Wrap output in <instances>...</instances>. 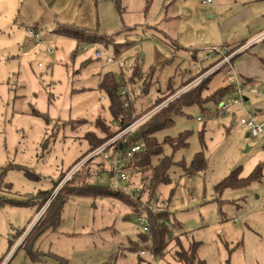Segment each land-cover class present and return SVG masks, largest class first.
I'll list each match as a JSON object with an SVG mask.
<instances>
[{
	"label": "rangeland",
	"instance_id": "374dc122",
	"mask_svg": "<svg viewBox=\"0 0 264 264\" xmlns=\"http://www.w3.org/2000/svg\"><path fill=\"white\" fill-rule=\"evenodd\" d=\"M202 1L0 0V202H7L0 206V259H7L6 264H112L108 258L114 251L120 252L117 264H138L141 260L129 250V242H135L140 234L146 240L138 244L137 251H148L145 263L186 264L176 253L183 248L190 254L193 247L194 264H264V135L247 137V129L239 124L244 113L264 121V98L256 96L247 97V101L244 98L242 105L224 114L213 103L206 108H186L184 115L174 117L172 127L155 135L162 142L189 132L185 148L173 153L164 145L161 157L172 156L173 162L189 164L195 153L203 151L207 165L189 177L181 167H172L168 173L171 183L160 186L150 202L144 191L142 207L167 209L170 215L169 222H164L168 231L162 255L150 253L151 239L142 232L137 214L119 200L106 198L94 201L72 196L63 206L57 227L42 233L35 229L25 243L68 181L66 175L89 154L85 132L98 138L114 132L113 126H109V133L95 129L93 120L98 115L109 119L106 101L100 99L102 91L97 87L99 75L114 72L119 66L118 62L106 65L104 60H95L94 52L115 46L106 48V41L76 42L48 29L68 26L108 36L106 40L112 37L125 72L136 66L144 80L152 74L148 95L137 98L133 105L131 123H143L159 111L155 109L160 104H152L166 93L169 78L177 86L201 65L213 61L205 57L212 46L222 49L223 44L237 43L264 26V0L246 4L213 0L212 5ZM227 20L234 26L224 28ZM30 30L40 33L39 41L29 35ZM84 47L86 52H82ZM229 51L224 48L225 55L232 58L238 53ZM227 67L212 74L207 73L209 67L196 79L213 78L209 87L219 86ZM135 84L142 87V82ZM224 88L232 90L227 85ZM259 105L261 113L257 112ZM77 119L87 122L80 125L74 121ZM71 125L75 130L69 129ZM110 138L112 135L104 142ZM45 139L49 142L43 146ZM238 168L241 180L257 168L259 175L217 192L215 187ZM62 173L65 177L55 187ZM104 179L102 175L99 181L106 183ZM44 191L51 193L37 212L39 194ZM170 223L177 225L173 228Z\"/></svg>",
	"mask_w": 264,
	"mask_h": 264
},
{
	"label": "trees",
	"instance_id": "16d2710c",
	"mask_svg": "<svg viewBox=\"0 0 264 264\" xmlns=\"http://www.w3.org/2000/svg\"><path fill=\"white\" fill-rule=\"evenodd\" d=\"M55 33L62 37H69L76 42H86L89 44H98L104 43L107 44L106 48L114 47L113 50V63L118 62V69L114 72H105L101 75L98 90L102 91V101H106V106L109 114V119H104L101 115H98L93 121L95 129L99 131L108 130L109 126L113 131L108 136L115 135L117 131L128 126L132 121V114L134 109V101L141 97L148 95L149 90L148 86L152 83V74L151 76L146 77L144 80L143 77H139L138 67L134 66L130 71H124L123 66L121 65V61L117 58V53H119L118 45L113 44L114 38L109 37L107 40L103 35H97L96 33H90L85 30H78L76 28L71 27H59L54 30ZM121 33V32H119ZM114 45V46H113ZM239 46L229 49L230 53L237 50ZM177 48V47H176ZM228 52V53H229ZM217 59L207 66L201 65V68L189 79L185 81H181L177 86H174L172 78H169L165 85L166 93H161L158 95L152 106H157L161 104L165 99L169 96L173 95L177 92V89L188 85L194 79L198 77L199 74L204 73L207 68L214 66L216 63L222 60L220 56H214ZM111 65V64H110ZM195 67V64H194ZM136 68V69H135ZM135 69V70H134ZM134 70V71H133ZM221 70V69H220ZM125 74V75H124ZM149 80V84L146 83V80ZM212 78H207L206 80H202L199 84L195 85L190 92L183 93L176 100L170 102L166 106H163L153 117L148 118L147 121L140 124L131 134L127 135L125 138V142L117 143V146L122 150H126L132 145H140L141 148L138 152L133 153L131 158L127 163V183L129 187L138 186L140 189L137 196L134 198L128 196L124 190H115L110 185V180L112 178V173L107 168L106 162L101 159H91L84 166H82L78 171H76L67 182L60 187L56 196L51 200V203L46 208L45 212L41 215V218L37 221V223L33 226L32 230L29 232L28 236L25 239V243L27 239L31 235L35 229H39L42 233L47 229H55L57 225L60 223L62 218L61 213L63 206L67 202L69 198L72 196L82 197V198H90L94 201L106 199H114L119 200L120 202L130 207L131 211L137 216L143 215L149 223L150 229V253L153 255H162L166 250V235H167V226L164 225V222H169L170 215L167 212V209H163V211H153L148 207H142V195L144 191H147L148 201L153 199L156 196V192L160 186H164L170 184L169 178V170L172 167H181L185 175L187 177L195 175L197 172L203 171L206 169L207 165L204 158V152L200 151L194 154L193 159L189 164H185L184 161L173 162L172 156H163V146L168 145L173 153L177 152L179 149H183L188 145V140L190 138L189 132H180L178 136L175 138L166 137L162 142H159L157 137L155 136L157 133L162 132L165 129H168L174 124V117H178L179 115H184V110L186 108L193 107L194 105L199 106L200 108H206L205 106L208 103H213L218 110V105L221 101L224 100L225 94L229 91V88H219L214 92L208 91V83ZM136 82H142V87H140V91L135 99H129L128 95H122L119 89L123 86L124 83L128 85V87H133ZM158 91H162V89H158ZM39 115V114H38ZM44 121L48 123L47 118H44ZM72 121V120H70ZM83 125L87 122V120L77 119L74 120ZM104 121V122H103ZM108 122V124H105ZM66 123V122H65ZM68 124V123H67ZM108 125V126H107ZM71 130H75L73 125L69 127ZM203 131L201 132V134ZM98 138L92 132H85L84 139H86L88 143V153L99 147L102 142H104L107 138ZM48 139L43 141V146L48 144ZM201 143L204 148L203 137L201 135ZM156 158L157 162L153 164L152 159ZM96 161H98L96 163ZM240 168L235 169L226 178L223 179L221 183H219L215 190L219 193L226 190V188H235L243 184L244 181L255 180L259 175V168L253 171L247 179H239ZM104 175L107 182H100V177ZM65 177V173H62L56 183L55 187L59 186V182ZM99 178V179H98ZM51 192L44 191L39 194H42L41 203L37 208V212L41 209V207L46 204L47 198ZM148 202V203H149ZM7 204V202H0V206ZM157 209V208H155ZM173 228L176 227V223H170ZM18 233V232H17ZM20 233V232H19ZM152 237V238H151ZM146 238L144 235L140 234L139 238L135 242L130 241L129 245L131 246L129 250L134 253L137 252L138 244L145 242ZM13 244V240H11ZM10 244V250L11 246ZM23 244L22 246H24ZM20 246V247H22ZM196 247V246H195ZM18 249V248H17ZM181 249V247H180ZM183 249V248H182ZM176 253V258L180 259V261L185 262L186 264H194L195 261V251L192 247L190 250V254L187 251L182 250ZM120 253L118 251H114L110 254L109 260L112 261V264L116 263V254ZM139 258V257H138ZM4 258L0 259V264L2 263ZM141 260L140 264H150L145 263L144 258H139ZM198 264H203L202 261H198Z\"/></svg>",
	"mask_w": 264,
	"mask_h": 264
},
{
	"label": "built area",
	"instance_id": "2783aa9c",
	"mask_svg": "<svg viewBox=\"0 0 264 264\" xmlns=\"http://www.w3.org/2000/svg\"><path fill=\"white\" fill-rule=\"evenodd\" d=\"M203 4H211L212 0H204L202 2ZM29 35L32 36L35 40L39 41L40 33H36L32 30L29 31ZM88 49L87 47H84L82 49V52H86ZM47 53L49 55H52V51L48 49ZM206 56H220L222 57V60L218 63H216L210 70L207 71V73L210 72V74L214 73L215 71H218L222 69L225 65H227V69L224 70L225 75L228 76V82L226 83L227 86L232 87V90L228 92L225 96L224 102H221V105L218 106V110L220 113L224 114L225 112L229 111L231 107L239 106L243 104L244 99V87L239 82L238 78L235 76V72H233L232 67L230 65V59L232 56H226L224 52V48L219 49L218 47H211L210 49L205 52ZM113 57V50H97L94 52V59L95 60H104V62L107 65H110L113 63L112 60ZM173 58L176 60L175 56ZM207 73L205 75H207ZM203 75L202 77H206ZM202 78L193 80V82L187 86L184 87V89L178 90L173 95L169 96L167 99H165L155 110L158 111L162 109L163 106H166L168 103L174 101L179 97L181 94L187 92L188 90L192 89L193 83H197L198 81H201ZM140 84H134L133 87H128L126 83L123 84V86L119 89L122 95H128L129 99H135L139 93ZM239 124L247 129L248 133L256 139V137H259L261 135H264V121L258 122L256 118H254L252 115L248 113H244L240 115L239 117ZM141 120H137L136 122H133L126 126L125 128L119 130L116 132L112 138H110L108 141L102 143L99 147L95 148L89 154L82 159L74 170L71 171L70 174L66 175V179H69L71 174H74L76 171H78L82 166L86 164L91 159L94 158H102L106 164L109 171L112 173V178L110 180L111 187L115 190H124L125 193L128 196L134 197L136 194L139 193L140 189L138 186L129 187L127 183V163L129 159L131 158L133 153H136L140 150L141 146L138 145H132V147L122 150L119 146H117V143L119 142H125V138L127 135L131 134L141 123ZM263 147H264V140H263ZM163 206V205H161ZM137 221L142 229V232L150 237V229H149V223L148 220L143 216L139 215L137 216ZM147 250H139L136 252V256L139 258H144L147 254ZM7 259L2 261L1 264H6Z\"/></svg>",
	"mask_w": 264,
	"mask_h": 264
},
{
	"label": "crops",
	"instance_id": "0c3cea01",
	"mask_svg": "<svg viewBox=\"0 0 264 264\" xmlns=\"http://www.w3.org/2000/svg\"><path fill=\"white\" fill-rule=\"evenodd\" d=\"M217 1H219V2L223 1L224 3H234V1L235 2L239 1L241 4H246L244 2H247L249 0H217ZM212 3H213V0H212ZM212 3L207 4V5H212ZM209 16L212 17V14H209ZM229 21L230 20L225 21V23L223 25L224 28H225V26L227 28L228 24L229 25L231 24L232 26H234ZM261 28L257 29V31L253 30L254 32L245 36L241 41H239L237 43L223 44V46H222L223 48H225L227 50L239 46L237 48V50L235 51L238 53H236L235 57L232 58V60H231V67H232L233 72H235V76L238 78L239 82L241 83V85H243V87L245 89L244 94L246 95V97H244V98L246 99V101H247V97H249V96H253V97L256 96V97L264 98V26H262ZM56 29H57V27L55 25H53V26H51L50 29H48V31H50V32L52 31L53 33H55L54 30H56ZM156 32H158V31H156ZM221 32H222V27L218 29V33H219L220 37L222 36ZM163 36L164 37L166 36L165 33H163ZM165 39H167V36L165 37ZM174 47L175 48L176 47L182 48L179 45H174ZM212 47H217V46L214 45ZM205 57H206V60L211 59V60L215 61L217 59V57H214L212 55L206 56V54H205ZM173 63H175V62H173ZM85 64H86V62H85ZM132 67H134V66H132ZM101 75H99L97 87H98ZM221 76L222 77L219 79L221 84L219 86L217 85V86L209 87L213 78L210 80V82L208 83V86H207L208 91L214 92L215 90H217L219 88H224V86L226 85V83H225V80H226L225 76L226 75L223 72V75H221ZM226 94H225V96H226ZM221 102H224V100ZM221 102L218 106L221 105ZM261 110H262L261 106L259 105L257 112L261 113ZM248 135H250V133ZM40 215H39V217H40ZM140 263H141V261L138 260V264H140Z\"/></svg>",
	"mask_w": 264,
	"mask_h": 264
},
{
	"label": "water",
	"instance_id": "95a60500",
	"mask_svg": "<svg viewBox=\"0 0 264 264\" xmlns=\"http://www.w3.org/2000/svg\"><path fill=\"white\" fill-rule=\"evenodd\" d=\"M249 135L247 134V137H248Z\"/></svg>",
	"mask_w": 264,
	"mask_h": 264
}]
</instances>
